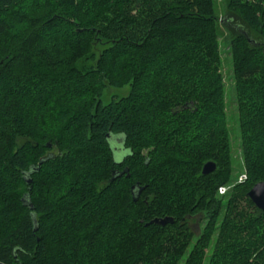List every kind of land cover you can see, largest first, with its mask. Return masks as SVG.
Segmentation results:
<instances>
[{
  "label": "trees",
  "instance_id": "trees-1",
  "mask_svg": "<svg viewBox=\"0 0 264 264\" xmlns=\"http://www.w3.org/2000/svg\"><path fill=\"white\" fill-rule=\"evenodd\" d=\"M226 9L219 20L215 0H0V85L48 87L64 123L40 139L30 113L0 99V264H264V211L248 196L264 182V0ZM219 25L246 175L222 195L235 169ZM55 30L74 36L69 55L47 44Z\"/></svg>",
  "mask_w": 264,
  "mask_h": 264
},
{
  "label": "rangeland",
  "instance_id": "rangeland-1",
  "mask_svg": "<svg viewBox=\"0 0 264 264\" xmlns=\"http://www.w3.org/2000/svg\"><path fill=\"white\" fill-rule=\"evenodd\" d=\"M216 1V9L218 11L219 20L221 18L225 17L226 13V4L227 0H215ZM220 26V25H219ZM220 43L222 45V60H223V68L221 69V73L224 77L225 82V92H226V107H227V115H228V126L227 130L232 135L231 142L233 147V166L235 169L234 176H233V182L225 187L226 192L224 194H227L230 192L234 186L239 184L240 182H243L246 180V175L243 172V165H242V159H241V153H240V126L238 123V109L237 104L235 100V85L232 74V59L230 55V51L228 50V43L231 41L230 35L227 33L226 29L220 26ZM52 38H55L53 40L49 39V36L46 38V42L48 45L52 46L55 52H57L60 55H69L72 47L74 46V36L70 33L68 37L64 34L63 31L61 33L56 32V30L51 34H54ZM56 35H60L59 37H56ZM253 38L255 40H261V37H259L256 33L252 34ZM100 50L97 49V52ZM49 91L48 87H43L41 85H35V84H29V85H20L18 88L15 87V85L7 78L4 82V84L0 85V99L2 97H12L14 100H16L18 103H20L28 113H30L31 118L34 122V128L38 131V136H44L46 134L51 133H58L60 132V128L63 127L64 123L62 124L61 118L58 113H56L50 106H48L45 98L47 95V92ZM88 94V93H87ZM129 94V89L124 88L122 90H116V89H109L105 92L104 97L102 101L104 103H108L113 97H119L123 98L126 97ZM87 95H84L83 98H85ZM38 137V138H39ZM41 139V137H40ZM149 151L145 152V155H148ZM27 153V161H34V158H36V153L32 151L31 149L26 150ZM51 153H56L58 155L57 150H52ZM149 157V156H147ZM42 178L37 179L36 183V193L35 198L37 196L42 197V194H40L39 188L44 185V181H41ZM237 181V182H235ZM21 192L17 194V198H21L25 192V189L21 186ZM48 189V185H47ZM220 195H222L219 192ZM65 201V200H64ZM66 202V201H65ZM229 218H227V222ZM225 220V219H224ZM222 220V221H224ZM65 224L64 222L62 223ZM65 226V225H64ZM64 226L61 227V232L65 234L66 230L68 233H71V230L69 228H65ZM118 231V229H116ZM63 235V234H62ZM64 236V235H63ZM62 239L66 242L68 238L66 236L62 237ZM122 238H120L121 242ZM80 246V245H79ZM77 244H75V247L71 249V251L76 252L77 247H79ZM89 252V250L86 251V253ZM88 257H92L89 254H87Z\"/></svg>",
  "mask_w": 264,
  "mask_h": 264
},
{
  "label": "water",
  "instance_id": "water-1",
  "mask_svg": "<svg viewBox=\"0 0 264 264\" xmlns=\"http://www.w3.org/2000/svg\"><path fill=\"white\" fill-rule=\"evenodd\" d=\"M224 22L223 20L221 21ZM252 43V41H250ZM114 148H117V145H114ZM217 170V165L214 162L207 163L203 168V176H208L214 173ZM116 177V175H115ZM31 181L28 182L30 184ZM134 198L137 200L140 197L141 194V188H138L136 190V187L134 188ZM249 198L252 201V203L259 209L260 211H264V182H261L254 186V188L249 192ZM157 223V222H156ZM164 224V223H161Z\"/></svg>",
  "mask_w": 264,
  "mask_h": 264
},
{
  "label": "built area",
  "instance_id": "built-area-1",
  "mask_svg": "<svg viewBox=\"0 0 264 264\" xmlns=\"http://www.w3.org/2000/svg\"><path fill=\"white\" fill-rule=\"evenodd\" d=\"M219 192L222 194H224L225 192H226V189L225 188H221L220 190H219Z\"/></svg>",
  "mask_w": 264,
  "mask_h": 264
}]
</instances>
